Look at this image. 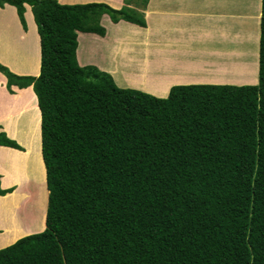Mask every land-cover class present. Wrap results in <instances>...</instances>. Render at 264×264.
<instances>
[{
  "label": "trees",
  "instance_id": "trees-1",
  "mask_svg": "<svg viewBox=\"0 0 264 264\" xmlns=\"http://www.w3.org/2000/svg\"><path fill=\"white\" fill-rule=\"evenodd\" d=\"M40 40L38 76L0 64L41 115L45 228L0 249V264H264V0L256 85L190 84L166 98L116 85L77 61L78 33L132 9L0 0ZM0 146L22 150L0 133ZM0 187V196L11 193Z\"/></svg>",
  "mask_w": 264,
  "mask_h": 264
},
{
  "label": "crops",
  "instance_id": "crops-1",
  "mask_svg": "<svg viewBox=\"0 0 264 264\" xmlns=\"http://www.w3.org/2000/svg\"><path fill=\"white\" fill-rule=\"evenodd\" d=\"M60 4H85L96 2L93 0H56ZM100 1V0H99ZM98 1V2H99ZM112 8L119 9L123 4L124 0H104ZM104 3V2H101ZM106 3V4H107ZM25 12L24 18L26 22V29L21 25V22L18 18L16 8L8 4L0 6V64L5 66L10 72L18 76H38L40 72V40L37 33V26L34 22L33 14L31 12V7L29 5H24ZM146 27L142 28L134 24H130L125 21H120L125 26H129L127 30L121 31L124 32H134L141 35L142 31L148 33V28L152 35L153 40L157 41H170L169 45L172 47V51L178 50L184 46L189 45L188 42L191 41L194 44L191 45L189 50L193 55L198 54V57L204 62L203 65H197L196 71H190L185 69L184 72L176 67L177 72H172V75L168 78L159 76V72L153 71V66L150 64L151 69V78L156 79L153 85L168 84L167 92L169 88L175 85H190L193 83H208L214 85H256L258 83L257 76V64L259 54H257L259 49V36H260V17H261V0H149L144 11ZM108 19L107 15H103L102 19ZM113 25V24H112ZM119 27H117V31ZM137 30V31H136ZM110 33V32H109ZM128 34V33H126ZM227 34V36L225 35ZM230 34V35H229ZM96 34H93V36ZM109 35V34H108ZM80 36L87 37L89 43L93 45L96 44V40L93 39L92 35L78 33L77 39L80 42ZM97 36V35H96ZM95 36V37H96ZM255 37V38H254ZM102 38V37H101ZM225 38V39H224ZM227 38H234V40L240 38L242 41H239L241 49V57L239 56L236 60H230L234 65H226V70L222 74H215L216 69L219 68V64H222L224 60L221 57H216L214 52H211V49H214V44H217V47L221 45V39L226 40ZM254 38V46L249 44V39ZM210 41V42H209ZM229 41V40H226ZM231 41V40H230ZM249 42V43H248ZM199 43V44H198ZM103 44V43H102ZM231 44V43H229ZM228 44V45H229ZM106 46V45H105ZM91 48V45H89ZM89 48V56L91 57V50ZM255 48V49H253ZM104 49V48H103ZM146 47L144 48V50ZM203 49L204 59L200 53L197 51ZM80 52V50H79ZM78 49H77V61L80 66L94 65L99 68L101 71H105L110 74L114 79V75L111 74L109 69V58L108 55L105 58L104 63L91 62V59L86 60L81 63L78 58ZM111 53V51L106 50V53ZM171 52V51H170ZM181 52V51H180ZM122 54V53H120ZM190 54V53H189ZM132 54H127L125 50V55H123V60L126 62V58ZM258 55V57H257ZM222 61V62H221ZM237 62L239 64H237ZM29 65H32L36 68V72H28L25 70ZM237 65V66H236ZM12 66V67H11ZM207 72L205 71V69ZM242 67V69H238ZM15 69V70H14ZM24 70V71H23ZM224 70V69H223ZM20 71V72H18ZM182 71V72H181ZM209 71V72H208ZM200 72V74H198ZM203 72V73H202ZM226 72V73H225ZM237 73H241V80L238 79ZM239 76V75H238ZM245 77V78H244ZM164 79V81H160ZM240 81V82H237ZM115 82V81H114ZM158 82V83H157ZM116 83V82H115ZM117 86L121 88H133L123 85ZM33 93L32 86L29 87ZM140 91H143L142 88H133ZM9 92L7 89V79L0 72V133H4L5 136L16 142L22 150L14 149L11 147L0 146V150L5 153V156L16 152L19 156H23L26 150L21 145V143L11 136L12 134H26L29 133V128L26 131H23L21 126H18L16 130L9 132L6 127V120L9 116L14 114V110H11L12 105V96L17 94L19 88L17 86H11ZM24 90V88H22ZM145 92V91H143ZM160 95L165 97L167 95ZM146 93H149L148 91ZM152 94V93H149ZM34 95V94H33ZM154 95V94H152ZM156 96V95H154ZM35 97L36 112L39 117L38 131L40 134V123L41 115L37 105V98ZM158 97V96H156ZM160 97V98H162ZM27 105L21 104L20 109L17 111H22L27 109ZM17 131V132H15ZM21 131V132H20ZM39 161H31L28 156L27 165L30 166L31 171L29 170L25 175V178L22 180L25 183V188L18 190L15 183H10L5 185L3 180L5 178V173L8 171L9 167L7 165L6 159L2 154H0V187L3 190L11 189V193H7L4 196H0L1 199H11L10 196L14 195L17 191V198L19 200V214L22 213L20 220L25 222L23 226L17 224L8 223L4 224L2 216L0 215V249H3L13 243L18 239L25 237L27 235L35 234L42 232L45 228V217H44V228L40 231L29 232L24 235H20L17 229L28 230L30 227L33 228V219L31 217L34 214V196L35 190L40 189L38 187L35 189V185L39 182V177L37 175V170H40L38 164L43 167L44 178H45V167L41 155V134L39 139ZM18 183V182H17ZM42 187H45L46 191V202H45V214L47 209V198L48 191L46 188L45 179L41 183ZM38 189V190H39ZM21 212V213H20ZM31 218V219H30ZM22 227V228H21ZM17 228V229H16ZM20 230V232H21ZM16 237V238H15Z\"/></svg>",
  "mask_w": 264,
  "mask_h": 264
},
{
  "label": "rangeland",
  "instance_id": "rangeland-1",
  "mask_svg": "<svg viewBox=\"0 0 264 264\" xmlns=\"http://www.w3.org/2000/svg\"><path fill=\"white\" fill-rule=\"evenodd\" d=\"M93 1L98 2L99 0H93ZM148 1L149 0H124V4L120 8L126 7L128 9H132L134 12L143 16V19L145 20L144 11L146 10V6L148 4ZM101 2H104V4L107 3L104 0L99 1V3H101ZM107 5H108V3H107ZM108 6H110V5H108ZM100 24L105 28V31H106L104 37L101 38L98 35L93 36V34H89V35H92V37H94L93 39L96 40V44L93 45L92 43H89V41L87 40V37H84V36H82V38L80 36V42H79V39H77V41H78V48L77 49H78V52H79V50L81 51L78 53V58L82 54L83 55V62L91 59V57H92L91 62H93V63L96 62V63L100 64V63H104L105 58L108 55L109 69L111 71V74L114 75L113 80L115 81L118 79L117 83L119 85H120L119 80H123L125 84L129 83L131 81H134L136 84H139L141 86L147 85V87H145V88L151 89L150 91H148L149 93H152L158 97H162V96H160V93H157V90L160 88V86L159 87H153L152 86L154 84V82H156V79L151 78L152 77L151 72H152V74H153V71H156V74H157V72H159L160 73L159 76H162L164 78H168L172 75L171 71L172 72L178 71L174 67L182 70L183 72L185 69H188V70L194 72L198 68V67H196L197 65H201V64L203 65V63H204L202 61V59H200V57H198V54L193 55V53H191V50H189L191 45L194 44L191 41L188 42L189 45L184 46L182 48L179 47L178 50H175L173 52L172 47H170V45H169L170 41L153 40L149 28H148V33H146V31L143 30L141 35H139L137 30H136L137 33H134L133 31L121 33V31L127 30L129 28V26H128V28H127V26H126V28H120V29H118L119 31H117V27L114 25V23L111 22L109 17H108V19L106 18L104 20L101 18ZM130 24H132V23H130ZM126 33H128V34H126ZM225 35L227 36V34H225ZM254 38H253V40H254ZM224 39H221V45L219 47H217L216 43H213L215 45L214 49L217 48L216 51L211 49V52H214L217 58L219 56L222 58V60H224V62L221 61L222 64H219V68L216 69L215 74L224 73V71L226 70V65L230 62L231 59L236 60V59H239L241 57V49H240L239 41H242V40L240 38H238L236 40H234V38H227L226 40H229V41H226ZM251 40L252 39L250 38L249 39L250 43L248 42L249 44H251ZM253 40H252V44L254 46L255 42ZM229 43H231V44H229ZM89 45H91V48L89 47ZM145 47H146V49L144 50ZM89 48L91 50V57L89 56ZM253 49H255V48H253ZM106 50L111 51V53H108V52L106 53ZM125 50H127V54H132L126 58L127 59L126 62L122 59L123 55H125ZM203 51H204L203 49H199L197 52L202 55L203 60L205 61ZM120 53H122V54H120ZM257 54H258V52H257ZM238 56H239V58H237ZM257 57H258V55H257ZM226 62H228V63H226ZM150 64L153 66V69L151 72H150V69H151ZM237 64H239V63L237 62ZM256 64H257V67H259V62L256 61ZM228 65H234V64L230 62ZM94 67H96V66H94ZM203 68L205 69V67H203ZM26 69L28 70V72H31V71H32V73L36 72V68L32 65L31 66L29 65L27 68H25V70ZM97 69L99 71H101L99 68H97ZM239 69H242V67H238L237 70H239ZM142 70H145L146 73L141 72ZM205 71L207 72L206 69H205ZM198 74H200V72ZM240 74L241 73L236 72V75H237L239 80H241ZM256 78L258 79V69H257ZM128 80H130V81H128ZM160 81H164V79H160ZM237 82H240V81H237ZM124 83H122L123 86H126ZM193 84H208V83H193ZM131 85H133L132 82H131ZM162 86L166 87L165 92L163 93V95H165L167 90H168L167 89L168 84L165 83ZM131 89H133V88H131ZM170 89H171V87L169 88V91H170ZM135 90H137V89H135ZM169 91L167 92V95L165 97H162V98H166L169 94ZM17 93L18 94L12 96L11 110L12 109L14 110V114H12V116H9L6 120L7 130L9 132L13 133V131L16 130V128L18 126H21L23 128L22 130L26 131L29 128V124H30L29 122H31L32 129L36 130L38 132L37 134H38L39 139H40V134H39V131L37 128L39 121L38 122L36 121V120H39V117L36 116L37 112H36V104H35V97H34L35 94H34V92L32 93L31 89H24V90L19 89V91H17ZM22 103L24 105H27L28 108L24 109L22 111H17L18 108L20 109ZM30 110L32 111V113L30 112ZM33 111L35 112V114ZM26 127H28V128H26ZM11 136L16 138L21 143V145H23V147L26 149V152L28 151L29 147L31 148L36 143V141H34V138H33L34 134H32V136H31V135H28V133L22 134V135L19 133L18 134L14 133ZM28 139H30V141ZM27 144H29V145H27ZM38 150H39V144H38ZM10 153L11 152H9V154L7 156H5V153L2 152V150H0V154H2V156L5 157L7 165L9 167L8 171L5 173V178L3 180V183L5 185H9L10 183H15L16 187H17V191H18V190L25 188V183H23L22 180L25 178L27 170H29V174H30V171L32 168H29L30 166L27 165V162H28V156L27 155L22 157V155L19 156L18 154H16V152H12V154H10ZM34 156L36 158L38 155H36V153H34ZM29 158H30V154H29ZM20 159H23V165H22V161ZM16 168H18V169H16ZM21 168H22V170H21ZM10 172H11V174H10ZM37 175H40V177H37V176H35V177L41 178L42 182H43V177H41V171L40 170H37ZM39 182L40 183H37V185H35V189L38 187V184H39V186H40L39 194L40 195L37 196L38 192L35 190L34 203H33L35 215L34 214L31 215L32 219H33V225L34 226H33V228L30 227L28 230L22 229L21 231L24 232V234L29 233V231L30 232L40 231L44 228V217H45V204L44 203L46 202V198L44 195L45 194V187L43 188L41 181H39ZM17 191H16L15 195L17 194ZM15 195L10 196L11 199H1L0 200V215L2 216L1 218L4 221V224H8L10 222L12 224L17 223L20 226H23V224H25V222L23 223V221H21L20 217H19V216H22L21 212H20L21 214H19V216L17 218V214L19 213V210H17L19 208L18 207L19 200H18L17 196H15ZM13 196H14V198H13ZM42 211H43V213H42ZM40 215H41V219L39 220L40 217L38 218V216H40ZM13 218H15V219L13 220ZM36 219H37V222H36ZM34 220L37 224L34 222ZM35 225L37 228H38V226H40V228H38V230H37ZM19 230H17V231H19ZM31 230H33V231H31Z\"/></svg>",
  "mask_w": 264,
  "mask_h": 264
},
{
  "label": "bare ground",
  "instance_id": "bare-ground-1",
  "mask_svg": "<svg viewBox=\"0 0 264 264\" xmlns=\"http://www.w3.org/2000/svg\"><path fill=\"white\" fill-rule=\"evenodd\" d=\"M115 26L116 25H120V23H117V24H114ZM116 27H119L118 29H120V28H126V26H124V24H121V26H116ZM82 40V39H81ZM83 49V48H82ZM81 52V51H80ZM79 61L81 62V63H83V55L81 54L80 55V57H79ZM31 66V65H30ZM12 67V66H11ZM30 69V68H29ZM15 70V69H14ZM27 70V69H26ZM24 71V70H23ZM28 71V70H27ZM18 72H20V71H18ZM32 72V71H31ZM141 72H145V70H142ZM146 73V72H145ZM128 81H130V80H128ZM115 82L117 83L118 82V79L117 80H115ZM131 82H132V84L133 85H131ZM131 82H129V83H126V85H127V87H133V88H142V90L143 91H145V92H147V91H150L151 89H149V88H145V87H147V85H143V86H141V85H139V84H136L134 81H131ZM119 83H120V85H123L122 83H124V81L123 80H119ZM135 83V84H134ZM118 84V83H117ZM125 84V83H124ZM163 84H160V85H152L153 87H159L160 86V88L157 90V93H160V95H163V93L165 92V89H166V87H164V86H162ZM18 94V93H17ZM35 109V108H34ZM30 112L32 113V111L30 110ZM34 112V111H33ZM34 114H35V112H34ZM30 116V115H29ZM36 116H37V113H36ZM36 118V117H35ZM37 122L39 121V120H36ZM30 124H29V133H28V135H31L32 136V134H34V136H33V138H34V141H36V143L34 144V146H32L31 148L29 147V149H28V153L26 152L25 154H23V156H25V155H29L30 154V160L31 161H34V162H37V161H39V150H38V142H39V136H38V132L36 131V130H33L32 129V124H31V122H29ZM38 128V127H37ZM16 132V131H15ZM29 141H30V139H28ZM33 140V139H32ZM34 143V142H33ZM27 145H29V144H27ZM32 149V150H31ZM26 150V149H25ZM34 153H36V155H38L36 158H35V156H34ZM22 156V157H23ZM19 157V156H18ZM12 158V157H11ZM21 161H22V165H23V159H20ZM21 163V162H20ZM19 165V164H18ZM39 165V167H40V171H41V177H43V179H44V171H43V167H42V165H41V160H40V164H38ZM22 167V166H21ZM20 168V167H19ZM30 168V167H29ZM16 169H18V168H16ZM21 170H22V168H21ZM10 174H11V172H10ZM39 177H40V175H39ZM39 181H41V183H42V179L41 178H39ZM15 182V181H14ZM21 182V181H20ZM19 182V183H20ZM22 183V182H21ZM42 188V187H41ZM39 189V188H38ZM38 189H36V191L38 192V194H37V196L38 195H40L39 194V190ZM44 190V189H43ZM15 195V194H14ZM17 195V194H16ZM15 195V196H16ZM45 198H46V191H45ZM13 198H14V196H13ZM16 201V200H15ZM38 201V200H37ZM18 202V201H17ZM42 203V202H41ZM4 204V203H3ZM16 204V203H15ZM45 204V203H44ZM40 206V205H39ZM4 207V206H3ZM44 207V206H43ZM17 210H19V208L17 209ZM44 210V209H43ZM39 213V212H38ZM42 213H43V211H42ZM37 214V213H36ZM35 215V214H34ZM39 215V214H38ZM32 217V216H31ZM40 217V218H39ZM38 218H39V220L41 219V215L40 216H38ZM37 218V219H38ZM15 218H13V220H14ZM37 219H36V222H37ZM16 222V221H15ZM18 222V221H17ZM34 222H35V220H34ZM35 222V223H36ZM41 222V221H40ZM37 224V223H36ZM17 225V223H15V226ZM22 225V224H21ZM34 226V225H33ZM35 227H36V225H35ZM34 227V228H35ZM37 228V227H36ZM38 228H40V226H38ZM38 228H37V230H38ZM17 229V228H16ZM18 230V229H17ZM21 230V229H20ZM20 230H19V233H21V236L24 234V232H20ZM31 231H33V230H31ZM30 232V231H29ZM23 233V234H22ZM26 234V233H25ZM16 238V237H15Z\"/></svg>",
  "mask_w": 264,
  "mask_h": 264
}]
</instances>
